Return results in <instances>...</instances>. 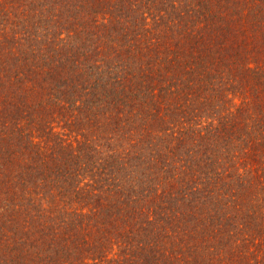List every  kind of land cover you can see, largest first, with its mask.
Wrapping results in <instances>:
<instances>
[{"label":"trees","instance_id":"1","mask_svg":"<svg viewBox=\"0 0 264 264\" xmlns=\"http://www.w3.org/2000/svg\"><path fill=\"white\" fill-rule=\"evenodd\" d=\"M0 264H264V0H0Z\"/></svg>","mask_w":264,"mask_h":264}]
</instances>
